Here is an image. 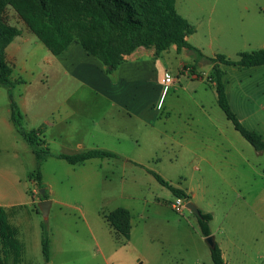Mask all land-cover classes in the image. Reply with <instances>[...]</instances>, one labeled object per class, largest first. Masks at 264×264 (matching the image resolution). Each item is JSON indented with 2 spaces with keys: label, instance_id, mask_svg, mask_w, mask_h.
Instances as JSON below:
<instances>
[{
  "label": "rangeland",
  "instance_id": "1",
  "mask_svg": "<svg viewBox=\"0 0 264 264\" xmlns=\"http://www.w3.org/2000/svg\"><path fill=\"white\" fill-rule=\"evenodd\" d=\"M178 12L196 29L189 43L207 57L238 61L240 53L264 49V0H179ZM2 15L21 34L30 31L11 5ZM35 39V53H46ZM39 57L31 60L30 54L27 68L37 73ZM139 61L147 65L143 82L118 88L117 99L130 115L73 87L70 100L80 114L67 138L49 146L53 157L40 169L13 125L0 121V206L16 205L11 222L19 226L25 244L21 264H47L43 229L50 241L49 264H214L188 202L175 209L176 197L147 170L186 191L189 202L212 215L211 233L225 264H264V151L257 152L219 107L212 64L189 50L177 54L172 49ZM221 70L232 111L264 140V66L221 65ZM164 71L174 83L162 97L155 76ZM28 74L20 60L15 63L14 80L20 76L28 82ZM9 104L6 89L0 88V117L7 115ZM24 127L31 130L29 118L24 117ZM92 149L119 158L77 166L56 158ZM38 172L52 203L47 219L32 179ZM118 208L131 214L130 240L117 235L103 217Z\"/></svg>",
  "mask_w": 264,
  "mask_h": 264
},
{
  "label": "trees",
  "instance_id": "2",
  "mask_svg": "<svg viewBox=\"0 0 264 264\" xmlns=\"http://www.w3.org/2000/svg\"><path fill=\"white\" fill-rule=\"evenodd\" d=\"M176 2L177 0H0V87L8 93L11 122L17 133L32 148L38 169L53 154L41 137L40 130H27L24 127V115L15 98V89L22 81L12 79L13 68L6 61V50L21 35V31L9 26L4 20L2 14L7 5L15 9L28 29L51 54L58 56L77 42L104 65L109 75H113L126 61V56L140 47L154 48L156 57L162 56L174 45L178 53L182 49L193 52L200 60L212 64L210 79L214 83L218 105L227 119L257 152L264 151L262 136L247 130L232 111L221 70V65L239 68L264 66V49L240 53L238 61H232L225 55L214 58L205 56L200 49L189 43L188 37L195 34L196 29L179 14ZM56 158L77 166L94 159H117L119 156L110 151L93 149L73 155L59 154ZM147 172L174 197L190 201L191 197L186 191L174 187L152 170ZM33 178L40 189L44 188L40 172ZM15 208L16 206L9 209L0 206V264H21L24 257L19 228L10 222ZM201 215L196 218L201 235L207 238L212 235V215L203 212ZM103 217L117 235L130 240L131 214L127 209L118 208ZM41 245L45 262L49 263L50 241L44 229ZM211 258L214 264H225L222 249L217 243L211 249Z\"/></svg>",
  "mask_w": 264,
  "mask_h": 264
},
{
  "label": "crops",
  "instance_id": "3",
  "mask_svg": "<svg viewBox=\"0 0 264 264\" xmlns=\"http://www.w3.org/2000/svg\"><path fill=\"white\" fill-rule=\"evenodd\" d=\"M178 4L179 0L176 2L177 10ZM35 38L37 37L30 31L16 37L6 50V61L13 68V80L15 78H13L14 66L19 60L23 65V71L29 73L28 82L20 76L16 79V81H22V84L18 85L19 90L18 93L15 92V98L25 119L29 118L32 126L31 130H40L41 137L47 142L48 147L54 142L63 141L67 138L69 125L72 123L73 118L80 114L77 110L79 105L75 107L70 100L72 90H74L73 87H76V85H78L77 88H85L93 94L103 97L109 109L116 108L120 114L121 109H123L130 115L128 106L117 99L122 90L121 85L129 88V86L143 82L147 65L139 60L142 57H154V48H138L131 55L126 56V61L120 65L113 75H109L106 73L104 65L97 58L89 55L77 42L72 43L58 56H54L48 50L46 53L38 55V53H35L38 49ZM170 49L175 50L177 54L187 50L182 49L178 53L175 45ZM167 52L168 50L163 54ZM30 54L31 60H35L34 57L40 56L36 60L38 63L40 62L41 66L37 73L33 69L27 68ZM185 67L188 66L185 65ZM162 74L159 73L155 76V83L159 86L161 85L157 83V77ZM118 88H121V90ZM125 91L131 93L129 89ZM4 110L9 116L0 117V121L10 127V123L12 124L10 104L7 109L4 107ZM15 226L19 228L18 225ZM20 236L21 233H19V238Z\"/></svg>",
  "mask_w": 264,
  "mask_h": 264
},
{
  "label": "water",
  "instance_id": "4",
  "mask_svg": "<svg viewBox=\"0 0 264 264\" xmlns=\"http://www.w3.org/2000/svg\"><path fill=\"white\" fill-rule=\"evenodd\" d=\"M39 193L41 195V202L39 203L38 207L40 209V211L42 212L43 216L45 219L48 218V215H49V212H50V207L52 205L51 201H49L48 199L45 200L46 198V190L45 189H40L39 190ZM186 208H188L190 211H192L196 217L200 218L202 215H201V211L197 209V207L191 203V202H188L186 204ZM205 241L206 243L209 245V247L211 249H214L216 247V241H215V238L211 235L207 238H205ZM49 264V263H47Z\"/></svg>",
  "mask_w": 264,
  "mask_h": 264
},
{
  "label": "built area",
  "instance_id": "5",
  "mask_svg": "<svg viewBox=\"0 0 264 264\" xmlns=\"http://www.w3.org/2000/svg\"><path fill=\"white\" fill-rule=\"evenodd\" d=\"M157 83L162 85L163 91H162V97L168 92L169 87L174 83V79L170 75L168 71L164 72L161 76L157 77ZM182 199L176 198V201L173 203V207L175 209H179L183 204Z\"/></svg>",
  "mask_w": 264,
  "mask_h": 264
},
{
  "label": "flooded vegetation",
  "instance_id": "6",
  "mask_svg": "<svg viewBox=\"0 0 264 264\" xmlns=\"http://www.w3.org/2000/svg\"><path fill=\"white\" fill-rule=\"evenodd\" d=\"M42 200V199H41ZM45 200H47L46 198H45Z\"/></svg>",
  "mask_w": 264,
  "mask_h": 264
}]
</instances>
